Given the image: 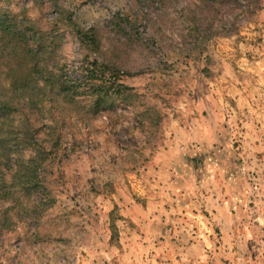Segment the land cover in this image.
Segmentation results:
<instances>
[{
    "label": "rangeland",
    "instance_id": "rangeland-1",
    "mask_svg": "<svg viewBox=\"0 0 264 264\" xmlns=\"http://www.w3.org/2000/svg\"><path fill=\"white\" fill-rule=\"evenodd\" d=\"M0 12L34 45L45 33L47 65L72 80L95 55L76 30L92 29L160 109L153 126L65 98L56 201L34 218L37 192L0 197V264H264V0H0ZM33 123L45 138L52 120Z\"/></svg>",
    "mask_w": 264,
    "mask_h": 264
},
{
    "label": "trees",
    "instance_id": "trees-1",
    "mask_svg": "<svg viewBox=\"0 0 264 264\" xmlns=\"http://www.w3.org/2000/svg\"><path fill=\"white\" fill-rule=\"evenodd\" d=\"M11 24V20L0 12V83L8 90L4 97H0V197L7 196L16 204L20 201L16 195L18 189L27 193L37 192L39 199L33 201L31 213L35 218L38 214L36 207L56 201L52 185L48 183L47 170L63 158L58 157L63 139L59 124L67 117L56 115L55 111L65 98H68L67 103L85 102L89 114H107L109 119L115 109L124 107L139 124L151 122L153 126L158 123L160 109L145 94L124 83L122 75L134 73L122 70L116 63L98 54L100 41L92 29L76 30L80 42L90 55L94 52L95 55L81 65L84 77L72 80L65 76L64 70L47 65L48 52L53 48L45 33L40 34L34 45L25 31L12 29ZM198 27L194 26L193 31H197ZM43 111L52 120L45 138L40 136L33 123ZM12 114L19 116L16 126L13 125L16 115ZM25 149L30 151L28 157H25ZM63 154L65 156L67 151L63 150ZM112 191L111 185L108 192ZM117 210L118 205L115 204L110 211V240L113 244H117L119 238L116 222L120 215ZM7 220V217L1 216L0 227L8 225Z\"/></svg>",
    "mask_w": 264,
    "mask_h": 264
},
{
    "label": "crops",
    "instance_id": "crops-1",
    "mask_svg": "<svg viewBox=\"0 0 264 264\" xmlns=\"http://www.w3.org/2000/svg\"><path fill=\"white\" fill-rule=\"evenodd\" d=\"M165 261H161L160 259L158 260V258H157L154 261H149V263H147V264H170L167 260H165Z\"/></svg>",
    "mask_w": 264,
    "mask_h": 264
}]
</instances>
